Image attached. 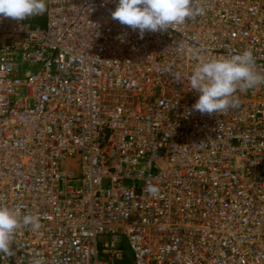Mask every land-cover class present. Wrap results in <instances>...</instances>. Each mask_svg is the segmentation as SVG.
Returning <instances> with one entry per match:
<instances>
[{"label": "built area", "instance_id": "built-area-1", "mask_svg": "<svg viewBox=\"0 0 264 264\" xmlns=\"http://www.w3.org/2000/svg\"><path fill=\"white\" fill-rule=\"evenodd\" d=\"M45 3L43 26L0 17V206L41 224L0 264H264V85L209 116L174 79L189 48L264 73V0L143 39L119 0Z\"/></svg>", "mask_w": 264, "mask_h": 264}, {"label": "clouds", "instance_id": "clouds-1", "mask_svg": "<svg viewBox=\"0 0 264 264\" xmlns=\"http://www.w3.org/2000/svg\"><path fill=\"white\" fill-rule=\"evenodd\" d=\"M195 0H119L112 18L120 24L139 31L140 39L146 32H165L174 25H182L194 19L203 9L194 7ZM46 11L45 0H0V17L24 21L42 15ZM183 51V49H180ZM199 62L191 74L176 73L175 81L187 80L199 98L193 111L209 116L222 114L238 107L237 91H246L264 85V73L255 68V58L250 50L232 55L230 58L203 59L200 49L187 50ZM155 192L156 189H150ZM33 230L41 227L40 217L21 214L0 206V254L14 255L12 245L16 231L22 226Z\"/></svg>", "mask_w": 264, "mask_h": 264}, {"label": "trees", "instance_id": "trees-1", "mask_svg": "<svg viewBox=\"0 0 264 264\" xmlns=\"http://www.w3.org/2000/svg\"><path fill=\"white\" fill-rule=\"evenodd\" d=\"M25 20H28L30 22V24H32L33 26H35V25L43 26L44 25V18H42L38 15L29 17Z\"/></svg>", "mask_w": 264, "mask_h": 264}, {"label": "rangeland", "instance_id": "rangeland-1", "mask_svg": "<svg viewBox=\"0 0 264 264\" xmlns=\"http://www.w3.org/2000/svg\"><path fill=\"white\" fill-rule=\"evenodd\" d=\"M123 248L125 249V252L127 253V255L130 256V251H129L128 247L125 244L123 245Z\"/></svg>", "mask_w": 264, "mask_h": 264}]
</instances>
